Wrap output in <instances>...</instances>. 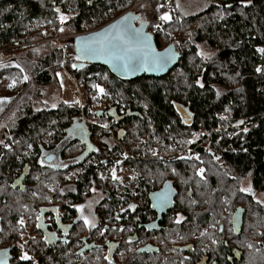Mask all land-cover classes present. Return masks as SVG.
I'll use <instances>...</instances> for the list:
<instances>
[{"label": "trees", "instance_id": "16d2710c", "mask_svg": "<svg viewBox=\"0 0 264 264\" xmlns=\"http://www.w3.org/2000/svg\"><path fill=\"white\" fill-rule=\"evenodd\" d=\"M91 1L0 0V49L8 53L10 47L22 46L14 51L11 59L19 67H0V96L15 101L7 104L6 115L0 121L3 125L0 128L3 141L0 143L1 237L10 238L16 234L18 217L21 214L27 216L26 205L33 203L31 179H28L24 191H12L10 187L24 165L26 155L23 150L28 145L36 149L43 137L61 139L72 124L85 123L82 116L87 120L94 118L95 126L90 127L92 138L99 140L97 109H90L96 101L93 99L96 94L94 84L104 87L105 103L130 108L141 116L126 122L129 124L126 126L128 132L144 134L152 153L156 150L176 151L190 144L188 141L198 134V139L189 147L191 154L199 158L218 156L222 161L219 171L247 173L252 177L253 186L263 190L264 72H256L261 62L256 49L264 42V0H245L247 6L242 5V0H207L204 6L191 13L182 6L177 8L172 0L177 19L167 25L168 37L181 40L185 46L179 62L167 75L120 81L104 67L83 64L74 68L70 61L66 65L68 71L88 94L84 95L82 115L78 108L68 103L39 109L40 89L48 86L60 69L64 58L62 48L67 49L65 57L68 54L75 57L74 36L62 41L61 36L66 34L60 29L71 35L83 34L85 29L106 24L129 4L142 0H117L111 7L107 6L111 0ZM149 2L151 16L145 18L147 21L161 11H157L161 0ZM60 14L70 15L64 24L59 21ZM53 36L61 38V46L52 41L39 43ZM154 41L159 50L170 43L167 37H156ZM197 45L204 47L211 58L202 60L196 57ZM20 68L24 69L23 74ZM24 74L29 80H22ZM13 78L15 85L19 86L15 95H12V87H8ZM197 79L203 87L197 85ZM29 83L33 86L32 91ZM216 112H222L226 119L215 117ZM8 115L11 116L7 118ZM188 118L192 119L187 121ZM239 121L243 123L238 124ZM5 144L9 147L5 148ZM145 148L146 145L142 144L138 149ZM126 150L134 154L130 147ZM92 180L94 175L90 173L89 187ZM111 198L101 202H113ZM9 205H13L7 209L12 216L5 220L3 213ZM34 250V245L29 243L28 251ZM13 251L16 252L17 248Z\"/></svg>", "mask_w": 264, "mask_h": 264}, {"label": "flooded vegetation", "instance_id": "af4514ba", "mask_svg": "<svg viewBox=\"0 0 264 264\" xmlns=\"http://www.w3.org/2000/svg\"><path fill=\"white\" fill-rule=\"evenodd\" d=\"M95 1L106 0L91 2ZM134 12L137 24L150 22ZM105 104L95 116L100 121L99 140L92 138L94 118H85V123L66 129L61 139L23 150L26 158L18 176L27 166L24 189H11L24 191L31 179L35 195L26 205L28 215L17 219H23L24 227L16 222L14 236L0 235V264H264V189L254 187L247 173L219 171L218 156L197 161L173 155L179 151L156 150L153 155L144 134L127 129L126 122L141 116L130 108ZM142 144L146 148L138 149ZM42 153L52 157L45 158L43 167L38 163ZM63 164L68 167L55 166ZM199 168L205 169L203 179L195 175ZM90 173L94 180L89 187ZM244 180L250 181V194L239 191ZM162 193L167 197L163 207ZM96 194L100 198L91 214L97 227L88 229L73 206H87ZM107 197L113 202H101ZM12 207L4 210L5 220L12 216L7 211ZM84 214L88 215L87 207ZM29 243L33 252L28 251ZM16 248L20 251L14 252ZM22 252L30 259L20 260Z\"/></svg>", "mask_w": 264, "mask_h": 264}, {"label": "snow or ice", "instance_id": "6c2138e0", "mask_svg": "<svg viewBox=\"0 0 264 264\" xmlns=\"http://www.w3.org/2000/svg\"><path fill=\"white\" fill-rule=\"evenodd\" d=\"M168 0H165L164 4L157 5V11H159L160 8H163L166 6ZM247 2H250V0H247ZM242 5L247 6V3L245 0H242ZM143 7V5L141 6ZM227 7H231L228 5ZM177 8H179V3L177 0ZM55 11H59L58 9H54ZM221 18H223V13H221ZM68 17L65 15L60 14L59 15V21L61 24H64L67 21ZM127 18H125L126 20ZM172 17L169 15V12L165 11L159 16V20L163 22H169L171 21ZM125 20L120 21L118 24H114L111 29H109V32L111 33L113 30H115L114 35L109 34H100L97 36H89L85 38L81 44V47L78 49V55L74 57L75 60L79 61L81 65H83V60L86 58L91 57H97V56H105L109 59V61L113 62V67L116 68L119 71H123L124 73H129L136 71L137 68H146L148 66L153 67H162L164 64L168 62L169 59H171L170 56L161 57L158 53L152 51L150 47L147 46L146 41L147 37L144 36L139 29H134L127 23H125ZM156 28H160L161 25L157 24L154 25ZM60 31H63V28L60 29ZM197 51L195 53L196 57H200L202 60H208L210 59V54L207 52H204L199 45L196 46ZM256 51L258 53L264 54V48H257ZM6 65L0 63V67H5ZM15 67H19V65H15ZM73 67L75 68L76 65L73 64ZM20 72L23 74L24 69L20 68ZM257 73L264 72V68L257 67L256 68ZM56 76L59 77L60 74L56 73ZM23 81L28 80L27 75H23L22 77ZM197 85L201 84L200 80L197 79L196 81ZM15 84V78H13V83H10L8 85L9 88L13 87ZM63 87V85H61ZM92 87L96 90L97 96H94L93 99H97L100 95H105V90L100 87L99 85H92ZM219 96V93H217ZM6 98H0V103H6ZM73 103H78V101H73ZM52 107H56L55 104L52 105ZM225 111L227 112L228 109L226 108ZM220 119H226V117L221 116ZM239 123H243V121H239ZM0 127H3V125H0ZM101 127L106 128V124H102ZM245 132L248 130L245 128ZM195 135V134H194ZM193 141H188V143H192ZM0 143H3V141H0ZM5 148H8L9 146L7 144L4 145ZM29 148H31V145H28ZM41 160L38 161V163L43 167L45 163V158L49 161L52 160V157L47 155V153H42ZM153 155H156L155 152H153ZM181 159L184 160H199V157L197 155L192 156H186L181 157ZM218 159V158H217ZM119 163V161L117 162ZM202 163V161H201ZM56 167H68L67 164L63 165H55ZM48 167H53L52 164H49ZM205 169L199 168L196 170L195 175L200 176L201 179H203V173ZM112 178L114 180L118 179L115 173V169H113L112 172ZM93 191H95L93 189ZM239 191L243 193H251L252 189L249 185L247 188H241ZM35 195V193H33ZM258 203H262L261 201H257ZM160 206L163 207L164 204L167 203V197L162 193L160 198ZM76 210V212L79 214L78 219L83 221V226L88 229L96 228L97 223L94 216L91 214V202L85 205H74L73 206ZM85 207L88 208V215L84 214ZM130 207L134 208V205H130ZM181 217H177L176 223H180ZM40 220V217L37 216V221ZM20 224L21 228L24 227V221L23 219H20L18 222ZM75 223V221H74ZM218 223V222H217ZM37 227H39V223L37 224ZM103 234V230H101V235ZM206 233L201 232L200 235L204 236ZM66 242V241H65ZM212 243L215 244L216 240L212 239ZM21 248H23V245H21ZM20 260H29L30 257L22 252L20 255ZM107 259V258H106ZM187 259V257H185Z\"/></svg>", "mask_w": 264, "mask_h": 264}, {"label": "rangeland", "instance_id": "374dc122", "mask_svg": "<svg viewBox=\"0 0 264 264\" xmlns=\"http://www.w3.org/2000/svg\"><path fill=\"white\" fill-rule=\"evenodd\" d=\"M149 1L150 0H142L141 2H137V3H134V4H129L127 6V8L124 9V11H126V10H133L134 11V10H138V8H139L140 13L143 14L145 18H148L149 16H151V13L149 12V7H150V4H149L150 2ZM206 1L207 0H178V3H179V6H182V9H184L185 11L191 13V12L197 11L200 7L204 6L205 3H207ZM142 5H143V7H141ZM175 5H177V0H175ZM153 19H151L150 21H152ZM109 20H112V19H109ZM109 20H108V22H109ZM101 26H103V24H95L92 28L85 29L84 33H88L90 31L96 30L97 28H99ZM63 31L64 32H62V34H66V35L61 36L62 41L65 40L63 38H70V37H73V36L77 35V34H72L71 35L66 30H63ZM168 36H161V37H164V38L167 37V40L171 42V40H173V39H172L171 36L170 37H168ZM53 37L56 38L57 36H53ZM60 39H59V43H60ZM47 40L48 39L40 41L39 43H46ZM54 43L57 44V42H54ZM169 44H171V43H169ZM21 48H22V46L10 47L9 50L11 52H8V53H5L4 52L5 50L0 49V63L4 64L6 66H15L16 65L15 61H13L11 59L15 55L14 51L19 50ZM200 48L205 52V48L204 47H200ZM259 48H264V42H263L262 46H260ZM65 51H66V53H68L67 49H65ZM62 53H63V50H62ZM259 55H260L261 60H262V58H263L262 54L259 53ZM72 57H73V54H72ZM72 57L71 56L69 57V54H68L67 57H65V63L64 64L60 63V69L58 71H56V73H59L60 76L57 77L56 74H55V76L52 78L51 83L48 86L40 89L41 98L37 101L38 102L37 106H38L39 109H42V108H44V109L55 108V107H52V105L55 104L57 106V104H59V103H68V104H72L74 107H76L75 104L73 103L74 100H73V96H72V92L74 91L73 84L75 82H76L75 84L79 87L80 92L82 94V106L84 107V95L87 96L88 94L86 92H84V90L82 89L81 84H79L72 77V74L70 73V71H68V68L66 67V65L70 61L73 64L76 65V68L81 66L78 61H75V59L73 61ZM62 60L63 59H61V61ZM257 67H261V66L258 65ZM262 68H264V66H262ZM24 75H26V74H24ZM104 78H105V76H104ZM28 80H29V78H28ZM29 84H30L31 91H32V87L33 86H31V83H29ZM61 85H63V87H61ZM18 87H19L18 85H15V86L12 87V89H11V92H13L12 95L16 94V92H17L16 89ZM100 87L104 88L102 85ZM95 96H97V93L95 94ZM0 98H6V100H7L6 103H0V121H1V119H3V117H5L4 115H6L5 114L6 111L4 109L8 106L7 104H10V103L12 104L15 101H13L14 98L12 99L11 97L0 96ZM104 98L105 97L103 95L98 96L96 101L91 104V106H90L91 108L90 109H99V110L103 109V107H105V105H106L105 102H104L105 101ZM2 111H4V112H2ZM10 116L11 115H8L7 118H9ZM1 134H2V131L0 129V136H1ZM198 137H199V135L196 134V135H194L192 137V139L190 141L196 140V139H198ZM48 139H49L48 137H43L41 139V141L48 140ZM0 141H1V138H0ZM185 146H181L176 151L185 150L186 147H187V146L186 147ZM19 148L20 147H17L16 149H19ZM173 152H175V151H173ZM173 155L181 156V154H173ZM32 185H34L33 182L30 185L31 189H32ZM249 185H250V181L249 180L241 181V187L242 188H247ZM32 192L33 191H31V193ZM27 194H29V192ZM98 198H100V196L98 194H96L92 198H90L87 203L91 202V204L93 205V204H95V202L97 201ZM91 209H92V207H91Z\"/></svg>", "mask_w": 264, "mask_h": 264}, {"label": "water", "instance_id": "95a60500", "mask_svg": "<svg viewBox=\"0 0 264 264\" xmlns=\"http://www.w3.org/2000/svg\"><path fill=\"white\" fill-rule=\"evenodd\" d=\"M125 18H127L125 20ZM139 16L136 14L133 10H126L116 18L112 19L111 21L107 22L103 26L97 28L96 30L90 31L88 33L75 35L74 38V55H78V49L81 47V44L83 40L89 36H97L100 34H109L114 35L115 30H113L111 33L109 32V29L112 28L114 24H118L120 21L125 20V23L130 25L134 29L141 30L142 34L146 36L148 39L146 41V44L150 49L156 53H158L161 57L170 56L171 59L168 60L166 64H164L162 67H153L148 66L146 68H137L136 71L124 73L123 71H119L116 68L113 67V62L109 61V59L105 56H97V57H91L86 58L83 60V64H91L96 66L104 67L110 75H112L114 78L120 80V81H133L137 78H141L143 76L149 77V78H160L165 75H167L179 62L180 56L175 51L173 45H168L164 47L163 49H157L155 45L154 38L150 33H148L147 30V23L141 22L137 24ZM263 58L260 62V65H264V54H262ZM79 62V61H78ZM80 63V62H79ZM81 65V64H80ZM96 116H99L98 113L95 114ZM28 175V167L25 166L21 172V174L16 177L12 183L11 188L17 189L20 188L21 190L24 189L23 187V180ZM235 221V216H234ZM240 223V218H238V226ZM152 227H149L148 230H150Z\"/></svg>", "mask_w": 264, "mask_h": 264}, {"label": "built area", "instance_id": "2783aa9c", "mask_svg": "<svg viewBox=\"0 0 264 264\" xmlns=\"http://www.w3.org/2000/svg\"><path fill=\"white\" fill-rule=\"evenodd\" d=\"M164 2H165V0H162L160 4H164ZM160 10H161L160 13L152 21L147 23V30L146 31L152 35L154 40H155L156 37L168 36V32H167V29H166L167 25L170 24V23H173L177 19V16H176L175 11H174L172 0H168L166 6L163 7V8H160ZM165 11L169 12V15L172 17L171 21H169V22H163V21L159 20V16ZM157 24L161 25V27L160 28L154 27V25H157ZM77 35H80V34H77ZM172 39L173 40H171V42H170L171 44H169V45H173L175 51L178 53L179 56H181V53L183 52V49H184V46H185L184 42H182L181 40H179L177 38H172ZM47 41L57 42V45L61 46L59 44V38H52V39H48ZM62 50H63V53H64V58L61 61V63L64 64L65 63L66 51H65L64 48H62ZM75 83L73 84L74 91L72 92V96H73V100L74 101H78V103H74V104H75L76 108L79 109V111L81 112V115H82V111H83L82 94L80 92L79 87ZM214 116L217 117V118H220L221 116L224 117V114L222 112H216V113H214ZM82 118L85 120V118L83 116H82ZM193 143H195V141H193L192 143L188 144L185 150H181V151H179L178 153H175V154H181L182 157L194 155V154H191L189 152V147Z\"/></svg>", "mask_w": 264, "mask_h": 264}, {"label": "bare ground", "instance_id": "6f19581e", "mask_svg": "<svg viewBox=\"0 0 264 264\" xmlns=\"http://www.w3.org/2000/svg\"><path fill=\"white\" fill-rule=\"evenodd\" d=\"M62 47H63V46H62ZM62 47H61V48H62Z\"/></svg>", "mask_w": 264, "mask_h": 264}]
</instances>
